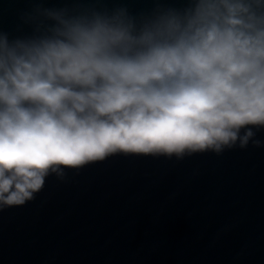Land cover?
Listing matches in <instances>:
<instances>
[{
	"label": "clouds",
	"instance_id": "obj_1",
	"mask_svg": "<svg viewBox=\"0 0 264 264\" xmlns=\"http://www.w3.org/2000/svg\"><path fill=\"white\" fill-rule=\"evenodd\" d=\"M53 18L0 32V206L112 155L220 154L264 128V0H185L139 28Z\"/></svg>",
	"mask_w": 264,
	"mask_h": 264
},
{
	"label": "water",
	"instance_id": "obj_2",
	"mask_svg": "<svg viewBox=\"0 0 264 264\" xmlns=\"http://www.w3.org/2000/svg\"><path fill=\"white\" fill-rule=\"evenodd\" d=\"M184 4L0 0V32L46 34L55 15L139 28ZM252 131L220 154H116L49 175L33 200L0 206V264H264V128Z\"/></svg>",
	"mask_w": 264,
	"mask_h": 264
}]
</instances>
